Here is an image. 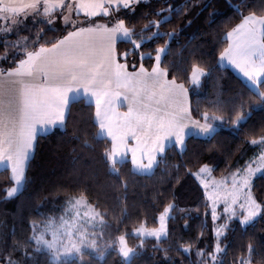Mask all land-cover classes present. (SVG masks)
Masks as SVG:
<instances>
[{
	"label": "snow or ice",
	"instance_id": "snow-or-ice-1",
	"mask_svg": "<svg viewBox=\"0 0 264 264\" xmlns=\"http://www.w3.org/2000/svg\"><path fill=\"white\" fill-rule=\"evenodd\" d=\"M145 2L0 0V20L4 21L0 31L5 34L18 30L29 17L33 22L53 26L62 20L66 32L52 39L33 41L30 47L21 46L9 66L0 68V165L10 173L6 176L8 187L3 189V198L24 196L30 183V160L40 139L57 128L67 130L71 104L82 94L86 99L90 97L94 105L91 123L103 134L105 148L101 161L110 174L120 172L119 163L125 158H130L136 172H151L154 165L165 162L170 146L174 145L183 156L189 137H203L211 143L223 129L230 128L237 137L243 131L242 144L258 150L244 164L234 170L229 167L228 175L216 179L212 176V163L202 162L198 154L190 162L199 164L198 170L186 167L184 173L194 177L203 189L204 206L210 210L213 222L214 246L208 251L196 246L204 236L203 221L200 236L195 240L185 243L181 239L174 245L160 246L171 239L169 225L178 208L175 203L166 204L159 212L155 218L158 226L150 228L142 222L133 229L132 235L140 241L136 247L129 245L127 233L105 240V230L111 227L105 219L107 213L89 203L85 189L79 197L66 199L65 214L58 219L32 220L30 236L13 239L10 250L0 249V264H38L36 254L42 251L47 252L49 264H74L75 257L83 264L86 250L89 255L102 257L108 249L118 252L122 264H129L143 250L148 238H154L153 250L163 252L165 261L172 259L169 253L174 250L180 257L178 264H185V254L195 248L196 264H224L222 257L228 253L225 241L234 222L246 229L258 220L264 221V193L256 192L257 180L264 181V0H258L257 4L250 0L228 4L239 17V23L229 25L223 39L218 40L222 45L218 65L223 67L226 63L243 80L240 90L227 102L217 99L203 112L198 107L193 110L190 88L179 82L173 65L165 59L170 41L182 29L160 30L164 22H170V17L163 15L165 12L182 15L187 25H191L188 16L193 5L186 3L177 8L168 4L167 8L145 12L143 19L147 23L137 32L135 25L129 26L128 17ZM209 7L211 4H204L201 12ZM150 15L156 19L148 20ZM209 17H215V10L209 12ZM44 32L40 28L37 36ZM145 33L148 40L163 43H157L154 51H145ZM121 41L127 43L123 52L119 50ZM5 47L9 45L6 43ZM194 58L197 62L190 65L186 76L189 84L198 85L203 77L219 71L217 63ZM146 61H151L150 66H146ZM74 93L78 95L72 99ZM257 113L261 116L259 124L254 121ZM73 138L80 139L76 135ZM82 146L89 147L88 141L84 140ZM214 149L222 150L212 145L209 151ZM91 175L96 183L100 182L95 171ZM180 183L178 176L176 184ZM261 188L264 189V184ZM167 195L175 200V188ZM126 214L124 207L121 216ZM116 220L117 225L123 223L122 218ZM244 251L242 247V254L234 256L232 264H255L257 258L259 264H264V243L250 239L246 254ZM16 252L22 255L13 259Z\"/></svg>",
	"mask_w": 264,
	"mask_h": 264
},
{
	"label": "trees",
	"instance_id": "trees-1",
	"mask_svg": "<svg viewBox=\"0 0 264 264\" xmlns=\"http://www.w3.org/2000/svg\"><path fill=\"white\" fill-rule=\"evenodd\" d=\"M257 4L258 0H250ZM186 3L192 6L188 19L183 16L165 12L163 15L170 17V22H164L161 31L170 32L173 28H180V35L170 41V51L165 54V59L173 65L172 71L179 77V82L185 83L190 88V99L195 111L198 107L200 112L209 110L211 102L222 99L227 102L241 88L243 78L238 76L228 66L219 67L218 40L223 39L228 26L239 23V17L234 9L228 4H239L240 0H146L137 6L135 13L131 14L129 26L135 25L140 32L146 19L145 12L158 11L161 7L167 8L173 4L182 8ZM204 4H211L207 11L201 12ZM215 10V17H209V12ZM246 14V13H245ZM148 20H155V16H148ZM210 22V23H209ZM26 25V26H25ZM17 33L6 34L0 37V68H7L12 57L21 46L30 47L33 41L52 39L66 34L63 26L51 27L44 23H27ZM44 28L45 32L38 37L37 32ZM145 33V51H154L157 43L163 40H148ZM27 37V39H23ZM9 47H5V44ZM127 43L121 41L119 50L123 52ZM194 57H202L204 61L217 63L219 71H214L211 77H203L199 85L188 83L186 76L190 73V65L197 60ZM131 59V56H129ZM151 61H146L150 66ZM246 83V81H244ZM247 96V93H245ZM94 113V105L79 98L71 104L67 130L57 128L52 134L43 136L36 148L34 157L29 164L28 175L30 183L23 197L3 198V189L8 187L6 176L7 169H0V249H11L13 239L24 240L31 235V221L45 217L59 218L64 213L66 199L79 197L87 189L89 203L98 206V210L107 213L105 219L111 226L105 230V240L112 236L127 233L128 243L132 247L139 244V239L132 235L133 229L140 224L146 223L148 227H156V217L168 203H175L178 208L172 215L175 217L170 222L171 239L165 240L160 246L168 247L178 241L187 243L200 236V224L204 223V236L200 239L197 247L211 250L214 246L212 236L213 222L210 210L205 209L203 189L192 176H185L186 167L198 170L199 164L190 163L195 161L199 154L202 162H211L214 167L212 173L215 178H223L228 175L229 167L233 170L238 165L244 164L249 157L257 152L255 146L242 144L245 138L243 131L237 137L230 128L221 130L216 139L209 143L203 137H189L187 139V152L181 156L179 149L170 146L167 150L166 160L163 164L155 166L150 174H137L132 170L129 160L119 163L120 172L109 173L101 161L104 151V138L98 133V128L91 123ZM261 116L254 115V121L259 124ZM74 135L80 139H74ZM87 140L89 147L82 146ZM212 145L218 149L212 150ZM110 147V144L108 145ZM237 149H240L237 151ZM229 154H231L229 156ZM185 165V167H175ZM95 171L99 176V183L92 178ZM180 177L181 183L176 184V178ZM256 192L264 193L261 185L264 181L257 180ZM175 188L176 199L167 195ZM163 193L164 195H159ZM126 207L127 214L121 216V209ZM186 209L181 212L179 209ZM199 209V211H196ZM122 218L123 223L117 225L116 218ZM185 220L188 221L185 226ZM117 227L119 231H116ZM264 243V221L258 220L254 226L241 228L237 222L233 224V230L227 234L225 244L228 245V253L222 257L224 264H232L233 258L239 257L244 248L250 242ZM31 243V242H30ZM156 241L152 238L145 240L143 250L130 259L129 264H178L180 257L173 250L169 253L170 261L163 259V252H154L153 245ZM86 251L83 264H122V258L118 252L108 249L102 257L96 254L89 255ZM22 255L16 252L13 259ZM185 264H196L198 257L195 248L185 254ZM38 264H49L50 258L46 251L36 254ZM74 264H80L78 257L73 258ZM259 264V258L255 261Z\"/></svg>",
	"mask_w": 264,
	"mask_h": 264
},
{
	"label": "rangeland",
	"instance_id": "rangeland-1",
	"mask_svg": "<svg viewBox=\"0 0 264 264\" xmlns=\"http://www.w3.org/2000/svg\"><path fill=\"white\" fill-rule=\"evenodd\" d=\"M27 23H37V22H33V20H32V18L31 17H29L26 21H25V23L23 24V25H25V24H27ZM3 24H4V21L3 20H0V28H2L3 27ZM22 25V26H23ZM48 25V24H47ZM21 26V27H22ZM26 26V25H25ZM49 26H51V27H59V26H63V21L61 20V21H59V25L58 26H53V25H49ZM20 27V28H21ZM19 28V29H20ZM19 29L18 30H14V31H12V32H10V33H7V34H12V33H17L18 31H19ZM2 35H6L4 32H2V31H0V37L2 36ZM224 65H226V66H229V65H227L226 63H224ZM230 68H231V66H230ZM231 69H233V68H231ZM234 70V69H233ZM235 71V70H234ZM235 73L238 75V76H240V74L238 73V72H236L235 71ZM241 77V76H240ZM242 78V77H241ZM199 85V84H198ZM194 86H197V85H194ZM75 97V95L72 97V98H74ZM88 101H90L91 102V98L89 97L88 98ZM258 151V150H257ZM213 176V175H212ZM215 178V177H214ZM216 179H221V178H216ZM197 181V180H196ZM198 182V181H197ZM198 184H199V182H198ZM67 207V205L65 206V208ZM63 214H65V209H64V213ZM53 219H58V218H53ZM223 221H218L217 223H222ZM152 239H154V238H152ZM103 243V242H102ZM86 251H89V250H86ZM98 256V255H97ZM99 257H101V256H99ZM122 258V257H121ZM122 261H123V258H122Z\"/></svg>",
	"mask_w": 264,
	"mask_h": 264
},
{
	"label": "crops",
	"instance_id": "crops-1",
	"mask_svg": "<svg viewBox=\"0 0 264 264\" xmlns=\"http://www.w3.org/2000/svg\"><path fill=\"white\" fill-rule=\"evenodd\" d=\"M223 66H226V65H223ZM228 67H230V66H228ZM74 95H75V97L72 98V99H75V98L77 97L78 94L74 93L73 96H74ZM79 98H82V99H84L87 103H91V104H92V101H91V102L88 101V98L86 99L82 94L79 95ZM99 136H100L101 138H104V137H103V134H100V133H99ZM173 146H174V145H173ZM126 160H129V161H130V158H125V159H124L123 161H121V162H124V161H126ZM121 162H120V163H121ZM155 166H156V165H154L153 169L155 168ZM131 167H132V166H131ZM0 169H6V168H5L4 165H0ZM153 169L151 170V172L153 171ZM132 170H133L135 173H137V174H144V175H146V174H150V173H151V172H136V170L133 169V168H132Z\"/></svg>",
	"mask_w": 264,
	"mask_h": 264
}]
</instances>
